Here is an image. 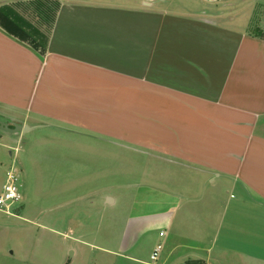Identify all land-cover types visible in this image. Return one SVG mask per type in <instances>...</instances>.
<instances>
[{
	"label": "crops",
	"instance_id": "0c3cea01",
	"mask_svg": "<svg viewBox=\"0 0 264 264\" xmlns=\"http://www.w3.org/2000/svg\"><path fill=\"white\" fill-rule=\"evenodd\" d=\"M54 1L60 6L50 21V6L24 11L20 1L3 5L48 43L41 54L0 26V121L11 129L24 127L15 134L0 130V146L30 137L29 155L37 147L63 153L46 185L60 194L87 183L86 167L82 171L79 164L73 167L79 179L70 182L72 168L65 159L72 146L77 149L71 156L80 159L81 141L91 137L101 141L97 147L110 161L114 145L116 167L103 171L107 175L95 194L112 220L120 214L125 221L117 237L119 253L131 252L150 232L164 240L169 235L173 242L166 258L179 253L176 264H218L211 255L215 248L256 252L264 237L257 224L264 216V39L204 12L182 15L143 1L113 6L79 0L71 8ZM136 117L143 119L142 134L134 131ZM121 145L126 152L141 147L148 158L157 156L158 165L144 157L148 164L137 179L133 164H127L121 171L130 179L119 183ZM24 163L23 184L37 169L34 156ZM3 170L0 165V194ZM54 173L59 174L57 187ZM229 190L238 196L227 195ZM150 196L160 207L153 215L131 217L121 206L148 204ZM31 204L22 200L14 211L22 213L14 217L35 223L38 214ZM48 204L61 208L49 209L53 217L45 227L51 231L58 232L68 214L81 221V203L72 208L63 197Z\"/></svg>",
	"mask_w": 264,
	"mask_h": 264
},
{
	"label": "rangeland",
	"instance_id": "374dc122",
	"mask_svg": "<svg viewBox=\"0 0 264 264\" xmlns=\"http://www.w3.org/2000/svg\"><path fill=\"white\" fill-rule=\"evenodd\" d=\"M16 1H20L19 6H17L24 11H27L28 9L32 10L37 7L42 8L50 6L52 10H49V21L52 19V15L55 17L56 11L60 6L59 3L54 0H0V6L12 5V3ZM59 1L71 8V5L79 0ZM85 1L92 4L102 3L108 5L111 4L113 6H120L125 3V5L134 4L136 6L140 4V1H143L152 4L154 9L170 11L182 15L187 14L196 16V14L204 12L206 14L209 13V16L213 15L215 20L221 23L226 24L227 20H231L229 23L236 29H244L246 26V31L249 36H254L255 33L261 32L262 35H264V0ZM140 120H143L142 117H136L135 119L136 125L134 131L136 134H142L143 132V127H139ZM157 127L158 126L156 125V128ZM151 128H153V126H151ZM145 130L148 132V129ZM28 138L20 144L14 142L10 144L9 147L5 146V148H2L0 146V165L4 169L3 172L7 171L11 165H14L20 170L22 174L21 183L23 185L21 191L24 193L23 201L30 200L32 202L30 206L36 209L38 219L34 223V220L25 221L14 217L16 214L22 213H14L19 205L14 207L15 209H12L13 215H7L0 210V264H151L149 258L150 254L158 245L161 246V250L158 254L157 261L153 264L178 263L175 259H177L179 253H175L173 259L166 258L173 240L169 241L171 239L169 235H167L164 240L155 232H150L142 236L131 252L119 253L116 250L118 249L117 237L121 236L120 232L125 225V221L120 214L119 219H117L118 221L112 220L110 212L103 211L99 207L100 202L98 201L100 200V197L96 198L97 194H95V187L101 186L100 183L105 180L103 175H107L103 171L109 169L110 165H113L114 168L116 167V164L114 163L116 159L112 160L114 153L116 154L114 145H111L110 161H106V159L103 158L105 156H102V151L97 147L98 142L101 141L97 142L91 137H87L88 139L81 141L80 159L77 158V156H71L74 154V150L77 149V147L72 146L69 158L65 159L66 162H69L70 167L72 168L69 176L70 182L73 183L74 181H78V175L75 174L76 171L73 167L75 165L78 166L77 164H79L82 167V171L84 170V167H86L87 174L85 180L87 183L85 186L83 185L81 189L71 191L67 188L65 191L60 189L58 190L60 192L59 194L57 193V190L47 188L46 185L51 184L49 182L51 179L50 175L53 170L58 168V160H64V158L60 157L63 153L57 155L56 153H53V150L50 147H48V149L37 147L36 151H33V155H29L27 152H29L31 147L28 149ZM71 142L73 143L77 141L72 139ZM16 147L19 149V152H15ZM134 147L133 149L130 148V152H126V147H123L122 145L119 147V158L117 162L120 167L119 183L127 182V179H130L126 172L121 171L126 168L127 164H133L134 169H136L135 177H137V179L140 178V176H143V166L146 164L147 159L154 165V167L158 165L159 159L157 156L152 155L153 157L148 158L147 155H144L146 152H144L141 147ZM48 154L49 156L47 157ZM35 155L38 157L35 158ZM29 156L32 158L34 156L37 163V169L36 171L34 170L35 172H33V175H31L28 182L26 180L23 184L24 172H26L24 160ZM144 157H147V159ZM113 167H110V171ZM54 181L57 187V182H59L58 173H54ZM81 181H84L83 172L81 175ZM121 192L124 191L119 190L118 193ZM131 193L133 194V191H131ZM133 195L135 196V191ZM227 195H234V197H236L238 196V193L229 190ZM63 197L72 201V208L76 203L84 205L83 211L78 214L81 221L78 217H75L74 214H68L65 216L66 221L60 222V224L57 225L59 230L56 231L58 232H54L49 228H46V225H48V219L52 216V214L50 215L49 209L53 206L57 208V205L50 206L48 200L53 199L57 202H61ZM149 199L148 204H143L141 202V204L136 203L132 207L130 203L127 205V202H122L121 206L127 209V214L131 217L160 211L159 203L156 202V198L150 196ZM135 201L138 202L137 199H135ZM57 209L59 210L61 208ZM121 210V208H118V210L116 209L115 214L118 215V211L120 213ZM68 217H70V220ZM257 224L264 232V216L261 220H258ZM68 225L70 227L69 231L67 229ZM248 225L251 226L250 224ZM261 238L259 240V248H256L257 251L254 253L247 252L244 255L231 251L223 253L219 251L218 248H215L211 255L218 264H264V237ZM168 241L170 242L169 244Z\"/></svg>",
	"mask_w": 264,
	"mask_h": 264
},
{
	"label": "trees",
	"instance_id": "16d2710c",
	"mask_svg": "<svg viewBox=\"0 0 264 264\" xmlns=\"http://www.w3.org/2000/svg\"><path fill=\"white\" fill-rule=\"evenodd\" d=\"M0 26L14 37L29 43L33 49L41 54L45 53L48 38L20 14L15 13L11 7H0ZM254 36L264 39L262 32L255 33ZM183 264H205V262L201 260H188Z\"/></svg>",
	"mask_w": 264,
	"mask_h": 264
},
{
	"label": "built area",
	"instance_id": "2783aa9c",
	"mask_svg": "<svg viewBox=\"0 0 264 264\" xmlns=\"http://www.w3.org/2000/svg\"><path fill=\"white\" fill-rule=\"evenodd\" d=\"M21 172L14 165H11L6 172L5 182L0 194V210L7 215L12 214V209L20 205L23 200L21 191ZM163 236V233L160 234ZM161 246H157L150 259L152 264L157 261Z\"/></svg>",
	"mask_w": 264,
	"mask_h": 264
},
{
	"label": "water",
	"instance_id": "95a60500",
	"mask_svg": "<svg viewBox=\"0 0 264 264\" xmlns=\"http://www.w3.org/2000/svg\"><path fill=\"white\" fill-rule=\"evenodd\" d=\"M0 130L15 134V133L24 132V127L21 125H14L13 129H11L7 123L0 121Z\"/></svg>",
	"mask_w": 264,
	"mask_h": 264
}]
</instances>
